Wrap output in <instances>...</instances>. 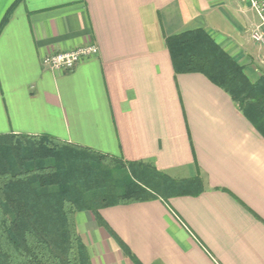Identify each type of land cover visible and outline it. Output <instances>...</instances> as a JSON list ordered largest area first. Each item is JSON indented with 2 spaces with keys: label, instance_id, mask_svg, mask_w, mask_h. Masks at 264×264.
Segmentation results:
<instances>
[{
  "label": "crops",
  "instance_id": "1",
  "mask_svg": "<svg viewBox=\"0 0 264 264\" xmlns=\"http://www.w3.org/2000/svg\"><path fill=\"white\" fill-rule=\"evenodd\" d=\"M16 0H0V24ZM248 0H22L0 29V135L49 136L137 170L155 198L75 215L91 264H264V125L165 40L202 29L254 84ZM95 45L69 72L45 56ZM198 179L199 184L192 183Z\"/></svg>",
  "mask_w": 264,
  "mask_h": 264
},
{
  "label": "trees",
  "instance_id": "2",
  "mask_svg": "<svg viewBox=\"0 0 264 264\" xmlns=\"http://www.w3.org/2000/svg\"><path fill=\"white\" fill-rule=\"evenodd\" d=\"M165 44L176 73L202 74L264 125V76L250 83L202 29L168 37ZM99 162L124 174L118 190ZM142 167L49 136L0 135V264H91L75 215L88 211L98 218L101 207L155 198L137 172Z\"/></svg>",
  "mask_w": 264,
  "mask_h": 264
},
{
  "label": "built area",
  "instance_id": "3",
  "mask_svg": "<svg viewBox=\"0 0 264 264\" xmlns=\"http://www.w3.org/2000/svg\"><path fill=\"white\" fill-rule=\"evenodd\" d=\"M250 8L258 17V24L252 29L250 39L264 48V0H248ZM98 53L95 45H83L68 52H58L42 59V64L53 72H69L85 59Z\"/></svg>",
  "mask_w": 264,
  "mask_h": 264
},
{
  "label": "rangeland",
  "instance_id": "4",
  "mask_svg": "<svg viewBox=\"0 0 264 264\" xmlns=\"http://www.w3.org/2000/svg\"><path fill=\"white\" fill-rule=\"evenodd\" d=\"M98 168L102 172H106V171L111 172L113 180L111 182H109V185H111V187L118 190L121 186V182H122V178H123L124 174H120V172L117 171V168H115L111 164H107V163H100L99 162ZM122 173H124V170ZM127 173H128V171H127ZM119 184H120V186H119Z\"/></svg>",
  "mask_w": 264,
  "mask_h": 264
}]
</instances>
